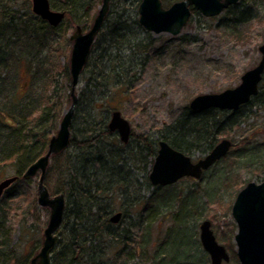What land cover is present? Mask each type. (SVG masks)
Instances as JSON below:
<instances>
[{"label":"trees","instance_id":"16d2710c","mask_svg":"<svg viewBox=\"0 0 264 264\" xmlns=\"http://www.w3.org/2000/svg\"><path fill=\"white\" fill-rule=\"evenodd\" d=\"M135 1L138 5L133 8L135 18L131 19L129 15L133 0H124L121 4L118 0L116 8L106 18L85 68L93 69L87 88L93 85L96 93L86 97L83 91L79 95L71 127V145L51 158L45 185L52 196L64 194L66 197L64 221L57 233L59 239L52 253V264H108L110 260L111 264H118V260L132 257L137 244L142 250L150 245L155 219L153 212L159 213L161 205L168 206L167 201L175 198L166 197L165 193L160 196L154 191L151 198L146 199L149 189H162L153 187L148 178L159 141H167L175 150L189 156L206 155L221 139H230L231 134L247 122L252 115L250 107L259 97L258 94L236 112L217 109L199 112L185 106L161 130L160 139L136 135L133 131L131 141L127 145L121 144L118 134L110 131L109 123L111 113L122 109L136 81V77H130L127 70L131 72L134 69L137 57L122 55L134 53L144 43L139 36L145 31L139 23L141 0ZM163 1L165 5L171 2ZM50 2L54 8L53 0ZM101 2L63 0L56 7L66 13L65 20L60 26L53 27L31 12L30 0H24L21 4L22 9L30 11L24 15L21 10H11L18 0H0V179L9 169L15 170L19 177L0 200V264H30L37 255H34L35 250L42 247L43 215L47 209L39 206L32 179L26 180L23 175L33 163L47 154L63 107L72 104L70 69L62 64L57 66L58 63L56 69L51 70L44 65V61H40V57L57 38V29L63 27L65 22L69 24L64 28L66 32L80 25V21L76 22L74 18L79 20L80 13L89 18L92 9ZM249 11L240 4L225 11L224 15L230 17L233 31H237L239 23L246 24L253 19L254 14ZM192 12L193 15H200L196 10ZM86 26H89L88 22ZM65 33L62 38H65ZM144 47L142 53H148L147 45ZM57 52L62 53V50L59 48ZM28 56L32 58L28 60ZM22 62H27L30 67L36 65L26 96L18 94L15 81L17 76L19 78ZM96 70L101 73L106 70L118 72L116 77L111 78L110 73L102 77L105 81L102 88L106 90L102 95L95 77ZM110 84L115 86L110 88ZM109 90L111 92L107 96ZM67 91L70 93L67 94ZM84 97L88 104L86 111L82 110ZM102 111L105 114L99 119L95 112ZM80 114L84 120L78 134L74 132V127ZM246 144L244 140L243 147ZM231 154L223 161L228 160ZM176 199L183 205H191V209L180 208L174 215V228L168 233L188 226V236H180L181 242L173 254L158 251L156 256L164 255L160 264H200L201 260L192 259L190 252L186 255L180 246L188 245L190 235L196 241V235L189 234L192 231L190 222L195 217L193 211L200 210L201 206L196 199L184 198L183 192L176 195ZM151 207L154 210H150ZM118 213H122V218L114 224L111 219ZM133 216L137 222L130 221L125 225L129 218L133 220ZM145 222L147 225H144ZM194 229L197 231V227ZM165 233L161 235L162 240ZM196 246L203 249L200 241H196ZM203 259L207 264L206 255ZM231 263L239 264L235 254H232Z\"/></svg>","mask_w":264,"mask_h":264},{"label":"rangeland","instance_id":"374dc122","mask_svg":"<svg viewBox=\"0 0 264 264\" xmlns=\"http://www.w3.org/2000/svg\"><path fill=\"white\" fill-rule=\"evenodd\" d=\"M62 1L53 0V3L59 6ZM117 1L112 0L107 19L110 12L116 8ZM123 1L120 0V4ZM177 1L171 0L168 5H164L169 8ZM22 2L24 0H18V4L13 5L11 10H21L23 15L30 13V11L21 8ZM239 4L241 7H246V9L250 10L249 12L254 14V17L246 24L239 23L237 31L231 29L230 17L227 15L222 14L216 18H206L201 14L193 15L180 35H155L144 31L142 34L139 33L140 39L144 40L143 46L137 47L138 50L134 52L135 54L133 52L122 54L127 57H137L135 60L133 58L136 63L134 69L131 72L127 70L130 77H136L135 84L128 92V98L124 101L122 109L119 110L122 116L130 123L136 135H146L153 140L160 139L161 130L180 114L182 108L189 106L195 97L205 94H219L225 90L234 89L240 85L241 77L246 72L257 67L262 58L260 47L264 45V0H240ZM136 5L137 2L135 0H133L132 6L130 4L132 8L129 14L131 19L136 17L133 10ZM56 6L54 9L59 10ZM100 6L101 3L92 9L89 18L82 15V13L79 14V20L74 18L76 22L80 21L79 24L84 33H87L93 26ZM87 22L89 26L85 27ZM67 24L65 22L63 27L57 29V38L51 42L50 47L48 46L42 52L40 57V61H44V65L51 70H55V65L58 63L57 66L62 64L70 69L74 44L70 37L75 33L76 29L71 28V30L69 29L66 32L64 28H66ZM64 33L65 38H62ZM149 43L151 44L150 46L148 45ZM146 45L149 52L144 54L142 50ZM59 48L62 53L57 52ZM31 58L32 56H28V60ZM34 64L37 65L35 61ZM34 64L30 67L27 62H22L19 69V78L18 76L15 78L19 95L26 96L30 91V83L36 69ZM92 70L91 67H88L81 76L80 83L76 89L78 101L79 95L83 91L86 92V97L88 95L91 96L93 92L96 93L93 85H91V88H87L89 85L88 79L92 77ZM100 73L98 70L95 71V77L99 82L98 86L102 90L100 95H102L105 93L102 88L105 81L102 80V77L109 75V73L110 77H116L118 72L111 73L106 70ZM109 86L113 88L115 85L110 84ZM67 92V94L70 93V91ZM110 92L109 90L107 96L110 95ZM85 100L86 98L84 97L82 99V110L84 111L87 110L88 105ZM69 107V104L63 107L56 133L59 130L63 115ZM89 108L90 106H88ZM250 109L252 112L250 118L244 125L240 126L239 130L234 131L230 136V140L234 142L235 149L233 148L234 150L231 151L232 154L228 160L216 164L199 181L184 179L167 188L160 190L151 188L147 191V200L151 198L154 191H157L160 196L165 193L166 197L171 196L170 198H172L173 196L175 198L172 201H167L168 206L161 205L159 213L158 211L153 212L155 219L152 226L151 244L145 248L143 247V250L137 244V249L133 251L132 257L122 258L121 261L118 260V264H160L164 260V255L156 256L158 251L159 253L164 251L170 253V255L173 254L181 242L182 238L180 236H188L189 230L188 226L187 228L186 226H181L175 232L168 233L174 228V215L180 211V208L191 209V205H183L180 200L176 199V195L181 192H183L184 198L196 199L199 202V207L201 206L200 210L193 211L195 217L190 222V230L192 229V231H189V234H195L196 241H200V225L204 221H210L218 243L227 249L231 259L232 254H235L238 259V248L235 241L238 227L232 216L233 205L239 192L249 183L261 184L264 182V81L260 86L259 97L253 101ZM95 113L99 119L105 114L104 111ZM82 116L81 114L77 116L78 120L74 127V132L78 134L83 127L84 116L83 118ZM244 140L247 141L245 147H243ZM120 143L123 144L121 141ZM236 149L238 150L235 151ZM204 156L195 154L192 157L194 161H198ZM50 166L51 162L49 168ZM150 170L151 167L149 168ZM13 176H16V171L9 169L5 172L4 177L0 179V182ZM39 176L31 180L35 184L37 193ZM194 192L197 193L192 195ZM42 209H47L43 215L44 230L50 218V210L48 208ZM150 210H154V207H151ZM130 221L133 223L137 222V218L135 219L134 216L133 220L129 218L125 225H128ZM144 225H147V223L145 222ZM196 227L197 231L194 229ZM163 233H165L164 240L161 239ZM15 237L18 239V234ZM196 241L190 235L187 242L188 245L183 244L180 246V250L186 255L190 252L192 259L201 260L200 264H206L203 259L204 255H206L207 264H211L208 254L196 246ZM162 242L163 244H161ZM40 249L41 247L35 250L34 255L38 254ZM30 252H32L31 249ZM108 264H111V260L108 261ZM228 264H232L231 261Z\"/></svg>","mask_w":264,"mask_h":264},{"label":"water","instance_id":"95a60500","mask_svg":"<svg viewBox=\"0 0 264 264\" xmlns=\"http://www.w3.org/2000/svg\"><path fill=\"white\" fill-rule=\"evenodd\" d=\"M110 1H103V6L87 33H84L83 29L78 26L70 37V40L74 42L70 64L72 104L64 113L58 133L51 138L47 154L33 163L23 175L26 180L40 175L38 204L41 208L50 210L48 224L43 230L42 247L30 264H52V253L59 239L57 232L64 221L66 197L64 194L52 196L45 185V178L51 157L63 153L71 145V127L78 104L76 89L96 38L107 18ZM239 1L183 0L166 9L162 0H142L139 6V23L146 31L155 35L178 36L189 23L193 15L192 10H196L206 18H215L230 7L237 5ZM32 3L33 12L51 26L58 27L65 20L66 14L53 10L50 0H32ZM260 52L262 54L260 63L242 76L238 87L219 94L197 96L191 101L189 108L192 111L218 109L236 112L241 106L248 104L253 97L258 95L259 85L263 80L264 46L260 47ZM109 129L118 134L123 144L129 143L132 127L120 111L112 114ZM232 148L233 142L223 139L210 153L194 161L191 156L175 150L167 141L162 140L159 142L157 155L148 178L152 186L162 188L175 185L185 178L200 180L204 173L223 160ZM18 180L19 177L14 176L0 182V200L5 191ZM232 216L238 227L235 241L240 264H264V182L261 184L251 182L239 192L232 208ZM121 218L122 213H118L112 217L111 221L117 224ZM200 242L209 255L211 264L230 262V254L223 245L218 243L210 221H204L200 226Z\"/></svg>","mask_w":264,"mask_h":264},{"label":"bare ground","instance_id":"6f19581e","mask_svg":"<svg viewBox=\"0 0 264 264\" xmlns=\"http://www.w3.org/2000/svg\"><path fill=\"white\" fill-rule=\"evenodd\" d=\"M103 1H104V0H102V2H101L100 9H101L102 6H103ZM111 2H112V0L110 1L109 7H110V5H111ZM50 4H51V2H50ZM31 5H32V10H31L32 13H33L35 16H37V15L33 12V3H32V0H31ZM51 7H52V6H51ZM52 9L55 10L53 7H52ZM55 11L62 12V11H60V10H55ZM64 13H65V12H64ZM65 14H66V13H65ZM37 17H39V16H37ZM39 18H40V17H39ZM40 19L42 20V18H40ZM42 21H44V20H42ZM44 22L48 23L47 21H44ZM48 24H49V23H48ZM49 25H50V24H49ZM78 26H80V25H78ZM78 26H75L74 29H77ZM103 26H104V25H103ZM80 27H81V26H80ZM81 28H82V27H81ZM91 28H92V27H91ZM91 28H90V29H91ZM102 29H103V28H102ZM101 31H102V30H101ZM101 31H100V32H101ZM86 66H87V65H86ZM86 66H85V68H86ZM85 68H84V70H85ZM84 70H83V71H84ZM99 81H100V78H99ZM97 82H98V79H97ZM98 83H99V82H98ZM105 91H106V90H105ZM131 139H132V136H131L130 140H131ZM129 142H130V141H129ZM102 148H103V147H102ZM59 230H60V229H59ZM59 230H58V231H59Z\"/></svg>","mask_w":264,"mask_h":264},{"label":"flooded vegetation","instance_id":"af4514ba","mask_svg":"<svg viewBox=\"0 0 264 264\" xmlns=\"http://www.w3.org/2000/svg\"><path fill=\"white\" fill-rule=\"evenodd\" d=\"M182 1V0H181Z\"/></svg>","mask_w":264,"mask_h":264}]
</instances>
